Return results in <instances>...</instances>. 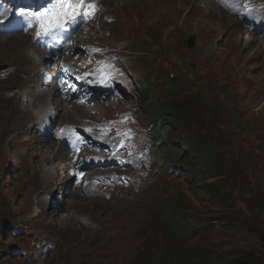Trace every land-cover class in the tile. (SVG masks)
Returning a JSON list of instances; mask_svg holds the SVG:
<instances>
[{
  "label": "rangeland",
  "instance_id": "rangeland-1",
  "mask_svg": "<svg viewBox=\"0 0 264 264\" xmlns=\"http://www.w3.org/2000/svg\"><path fill=\"white\" fill-rule=\"evenodd\" d=\"M94 3L98 10L76 32L73 50L47 56L43 66L50 72L58 57H72L79 73H96L110 91L82 115L49 113L43 129L19 124L13 96L25 51L13 35L0 34V135L12 129L0 148V264H174L170 249L181 245L189 253L178 264H211L213 255L250 250L264 261V0ZM142 91L151 94L161 123L150 119ZM166 109L178 114L175 128L162 119ZM86 123L101 135L87 152L99 147L106 155L78 154L107 165L82 174L56 169L44 180L32 166L41 158L33 146L41 139L56 144L62 126ZM157 131L174 154L169 162L156 154ZM112 146L119 157H109ZM189 148L206 154L203 162L216 172H188ZM111 169L116 173L93 178ZM169 214H180L198 235L174 237ZM127 224L133 241L114 248L115 233Z\"/></svg>",
  "mask_w": 264,
  "mask_h": 264
},
{
  "label": "bare ground",
  "instance_id": "bare-ground-1",
  "mask_svg": "<svg viewBox=\"0 0 264 264\" xmlns=\"http://www.w3.org/2000/svg\"><path fill=\"white\" fill-rule=\"evenodd\" d=\"M89 1L93 3L95 2V0H89ZM193 3H195V1ZM94 5H95L94 9L96 12L98 10V7L96 4ZM193 9L194 8L190 6L189 11ZM90 14L94 17L92 13ZM26 32L27 34L31 33L32 36L25 37L23 35L12 34L14 36L13 38L16 39V46L20 48L21 50L25 51V56L23 57V64L19 63V60L17 62V66L22 67L23 72H24L22 76V81H21L22 84L19 85V89H18L19 93L17 94L15 93L13 96L14 97L13 99L16 101V105L21 107V111L18 112L17 114V117L20 119L19 124L21 125L25 124V128L27 130L30 128L33 129L35 127L39 129L40 128L43 129V127H45L43 126L44 125L43 123L46 122L47 123L46 126H48L51 123V119L49 118L50 115H54L56 117L57 116L61 117L64 115L74 116L75 114L82 115L83 113H86V111L90 109L91 110L95 109V108H91L88 106V104L90 103L81 105L78 103L71 102L68 98L66 99L63 98L62 87L60 86L58 78H57L58 70L54 68L53 71L46 72V70L50 69L51 66L49 65L43 66L47 56L57 57L59 50L55 51V48H54L55 45H51L49 46V48L42 47L38 41V37L35 31L27 30ZM251 37L252 36L249 37V40H251ZM73 48L74 46L70 44L66 47V50L71 51L73 50ZM57 61H60L64 65H73L76 68H79L78 62H75L72 57H62L61 59H59L58 57ZM54 66L56 67V64ZM40 75L42 76L41 79H39ZM77 75H80V74L78 73ZM81 75H84V74H81ZM31 83H36L37 84L36 88L30 89ZM27 90L35 91L36 94H32L30 91H27ZM10 103L12 104L13 102L10 101ZM45 107H48V111L44 114L42 113V111L44 110ZM30 116H33V120L28 123ZM79 120L80 119H78V121ZM83 126L88 127L90 125L86 123ZM8 129H5L4 127L2 128V134L0 135V140H1L0 148L2 147L1 144L3 143L2 139L5 140L6 136L12 130L10 128ZM59 130L56 131V138H57L56 144H50L48 143L49 141L47 139H41V141H39L38 144H35L34 146L32 145L33 147L39 150L37 155L41 156V158L40 159L37 158L38 161L33 163V165L32 164L30 165L35 167V169L38 170L39 173L44 176V180L45 178H48L51 173V172L45 171L46 166L54 164L55 170L56 169L60 170L63 168H70L71 171H74L79 174V173L84 172L85 169L88 168L89 166L92 167L91 164L94 163L95 161L94 157H97L99 155H104V154L106 155L104 150H100L99 147L98 148L96 147V150H94L93 152H87V150H85L87 153L85 156L87 158L91 156L92 154L95 155L94 157H92L93 159L91 158V162H90L91 164L87 163V160H86L87 158L83 160L82 159L83 155L80 156V154H75L73 156V157L75 156L78 157V160L76 162L71 160V158H67V153L65 150L66 145L64 146L63 144L62 136H61V133H59ZM99 130L102 131L103 129H99ZM19 133H20V130H18L16 134H14L13 137L14 138L17 137ZM103 135L107 137L112 136V134L110 133H107V134L103 133ZM108 155L109 157H119L120 153L117 151L115 146H112L110 148V151L108 152ZM95 168L97 167H94V169ZM107 173L112 174L116 172H115V169H111L110 171H107V172L99 171V172L94 173L93 178L94 177L97 178L98 175L104 176ZM74 177L76 180L77 177L75 175ZM130 218L131 217L129 214L120 216L116 219L118 221L116 224H118L122 220H126V219L129 220ZM128 226L129 225L127 224L126 226H124V228L126 229H120L115 233V236L117 238L115 239L114 248L123 247L122 249H126L129 246L130 242L133 241V239L130 238V234H129L130 230H128Z\"/></svg>",
  "mask_w": 264,
  "mask_h": 264
},
{
  "label": "trees",
  "instance_id": "trees-1",
  "mask_svg": "<svg viewBox=\"0 0 264 264\" xmlns=\"http://www.w3.org/2000/svg\"><path fill=\"white\" fill-rule=\"evenodd\" d=\"M141 50L146 51V48H143L139 46ZM142 83H144L145 80H141ZM143 99L149 106V116L150 119H153V122L156 124L161 123L162 120H155L154 117L156 116L157 107L155 103L153 102V98L149 92L142 91ZM165 110V109H164ZM167 112H164L162 119H170L169 126L171 128H175L178 122H175V119L177 118L178 114L169 113L168 109H166ZM166 113V114H165ZM182 141H187L190 143L189 139L187 137H182ZM152 141L153 144L158 146L156 150V154L163 158L165 162H169L174 158V154L171 152L170 148L167 144H163V138L161 135V132L157 131L152 135ZM208 153V151L206 152ZM187 157H189L193 161L194 168L193 170L190 169L188 172L194 174L196 178H206V175L208 173H214L216 172V166H213L212 164L204 163L203 159L206 158V154H203L201 152H196L193 148L188 149ZM209 194L213 193V190L210 188V185L207 183L201 184ZM170 218H173V221H170V227L169 231L172 233V235L175 237L176 235L189 232V234L193 237H196L198 235V232H194L189 230V228L184 224V220L182 219L180 214H169ZM177 245V243H175ZM184 246V247H183ZM181 246H173L174 248L170 249L169 257L172 259L174 264L180 263L181 259L189 253L188 250H186V245ZM157 259L154 261L155 264L157 263ZM211 264H264L263 259L260 257L258 253L255 251H245L242 254H239L237 256H231L226 253L223 254H216L213 255L211 260Z\"/></svg>",
  "mask_w": 264,
  "mask_h": 264
},
{
  "label": "snow or ice",
  "instance_id": "snow-or-ice-1",
  "mask_svg": "<svg viewBox=\"0 0 264 264\" xmlns=\"http://www.w3.org/2000/svg\"><path fill=\"white\" fill-rule=\"evenodd\" d=\"M85 7L94 10L95 5L86 0H51L49 7L31 14L39 29L37 35H50L63 29L65 23L74 20Z\"/></svg>",
  "mask_w": 264,
  "mask_h": 264
},
{
  "label": "water",
  "instance_id": "water-1",
  "mask_svg": "<svg viewBox=\"0 0 264 264\" xmlns=\"http://www.w3.org/2000/svg\"><path fill=\"white\" fill-rule=\"evenodd\" d=\"M187 40H188V46L191 48L194 47L196 42V37L193 34H191L187 36Z\"/></svg>",
  "mask_w": 264,
  "mask_h": 264
},
{
  "label": "clouds",
  "instance_id": "clouds-1",
  "mask_svg": "<svg viewBox=\"0 0 264 264\" xmlns=\"http://www.w3.org/2000/svg\"><path fill=\"white\" fill-rule=\"evenodd\" d=\"M55 170V165H49L45 167L46 172H53Z\"/></svg>",
  "mask_w": 264,
  "mask_h": 264
}]
</instances>
